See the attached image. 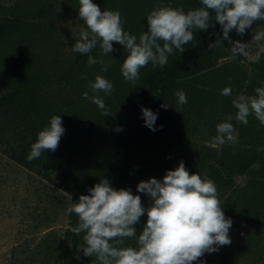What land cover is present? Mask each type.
Masks as SVG:
<instances>
[{"label": "rangeland", "instance_id": "1", "mask_svg": "<svg viewBox=\"0 0 264 264\" xmlns=\"http://www.w3.org/2000/svg\"><path fill=\"white\" fill-rule=\"evenodd\" d=\"M146 1L152 3H140V0H102L101 6L103 10H118L122 17L124 31L136 35L138 39L141 32L148 31L147 14L154 5L160 4L157 0ZM176 1L179 3L178 0ZM194 1L191 2L190 7L187 5L175 6V4L174 6L175 8L181 6L183 10L188 11L193 9L195 6L193 4L199 0ZM0 4H2L0 19L13 21L17 18L20 21V29L16 32L11 29L7 34L10 40L15 36L16 38H26V42H28L29 38L23 35L26 32L27 36L35 40V43L39 41L36 44L42 46L41 37L47 31L44 30L40 34H36L35 32L39 28L31 29L28 22L34 20L38 25L48 24L53 27V30H49L50 43L55 47L58 46V50L63 53L64 57L75 60L77 53L72 51V45L79 38L80 30L86 28L78 16V0H0ZM253 29L264 30V21L254 22L243 35L232 30L229 33L230 40L250 43ZM55 36L59 37V42L52 43L55 41ZM218 39L219 42H217ZM195 43L196 48L188 56L175 57L171 60L168 92H171L175 98L174 100L168 98L169 108L167 107L164 118L155 125L158 130H149L138 140L141 144L139 154L136 156L137 160L131 163L130 170L127 171L120 183H110V186L115 190L130 189L132 194L139 195L145 208L150 206L151 199L143 198L142 193L137 192L136 186L140 182V177L150 178L152 172L147 168L152 167L153 162L162 163L164 154L169 153L170 157H176L172 153L177 152L180 141L183 142L187 139H191V142L194 141L190 136L188 138L187 136H177L174 135V132L178 125L177 120L183 114L191 112L193 109L197 113L204 111L200 107L193 108L194 106H191L189 108L188 106L195 91L200 93L202 89L203 95L216 101L219 106L217 115L225 118L232 112L235 115L237 110L233 107L232 112L228 109L226 112L222 102L225 96L221 95V90L224 87H231V96L235 97L237 94H255L254 90L258 81L264 83V55H261L259 62H253L244 56H233L230 50L232 44L229 40L222 39L221 26L214 20V14L210 27L198 36ZM215 43L214 49L208 47L209 44ZM113 48L114 51L103 56L105 62L108 63L107 71H103L104 77L114 86V91L110 96H107L105 105L113 114L96 117L99 121H96L94 125L101 129L98 138L93 135L92 130L95 127H87L80 133V145L77 141L73 148V142L67 143V139L66 146H61L57 150L60 157L52 172L48 171V177L18 164L0 151V264H79L74 263L66 245L73 228V213L69 214L66 209L72 203L73 197L79 198L80 195L85 194L87 187L99 183V179L109 175L119 158L120 145L124 143L128 130L143 124L141 108L151 111L153 108L152 96L154 94H152L153 87L151 86L157 67L153 68L149 63L147 67L142 68L140 79L133 85L124 80L120 71L127 52L115 42H113ZM256 48L257 45H250L252 51H255ZM177 51L174 49V54ZM91 55L96 58L101 57L99 45L91 51ZM97 66L101 69L99 64ZM229 77L231 80L228 79ZM242 86L243 89H241ZM68 88L67 85L61 86L54 83L49 86L48 91L52 98L55 96L64 98V93H69ZM177 90L186 93V104H177V97L174 95ZM210 91L215 93L211 94ZM137 94L139 95L135 98ZM198 97L195 98V101L199 99ZM97 111L101 112L99 109ZM93 118L95 119V116ZM191 119L198 120L193 116ZM200 122L194 121V127H199ZM187 124L189 123L181 124V128ZM67 125L66 122L65 129ZM118 127L122 130L117 131ZM195 128L191 131L197 135ZM66 132L70 134L69 130ZM155 144L164 147L166 144V151L163 152L160 148L158 154L154 153L151 148ZM187 144L190 145V142ZM160 151L162 152L160 153ZM145 161L147 163H143ZM181 161L184 163V158ZM181 161L179 160V162ZM158 175H162V172ZM245 179V175L239 176L237 182L243 183ZM225 218L232 221L228 233L231 243L219 246L218 251L205 253L194 264H264V259L258 257L261 252L257 251L259 249L256 247L257 238L248 241L245 238L238 239L241 228H250L262 237H264V230L226 215ZM146 219V214L142 215L139 223L135 225L138 233L142 230ZM78 235V238L83 241L84 233ZM131 242L136 243L134 238H126L124 246H132Z\"/></svg>", "mask_w": 264, "mask_h": 264}, {"label": "clouds", "instance_id": "2", "mask_svg": "<svg viewBox=\"0 0 264 264\" xmlns=\"http://www.w3.org/2000/svg\"><path fill=\"white\" fill-rule=\"evenodd\" d=\"M78 3V16L86 28L80 30L72 51L87 55L88 66L99 64L103 72L108 68L103 56L114 51L113 42L118 43L127 52L121 74L133 85L140 79L141 69L149 63L153 68L163 69L174 49L182 53L184 45L193 41L194 29L210 27L213 14L221 26L222 39L232 44L233 56L259 62L264 55V43H261L264 30L253 29L250 43L231 41L229 36L232 30L243 35L254 22L264 21V0H200L201 7L188 11L156 4L146 17L148 31L141 32L138 39L124 31L118 10L102 11L93 0H78ZM252 44L257 45L255 51L250 49ZM97 45L101 57L88 55ZM215 46L216 43L208 45L210 49ZM87 88L89 91L82 93V98L95 104L101 115H112L100 93L110 96L113 84L96 75L94 81H88ZM254 91L255 95L237 94L231 100L237 110L235 115L228 114L224 122L218 123L216 135L206 143L212 146L236 143L238 133L230 123L233 120L246 126L248 117L254 116L264 126V86ZM231 94V87L221 90L222 96ZM174 95L178 105L187 103L184 91L177 90ZM141 113L144 126L151 131L158 130L157 114L143 107ZM64 131L61 117L52 116L49 125L38 132L27 160L38 159L45 151L55 152ZM136 190L151 198L149 207L145 208L140 196L132 194L130 189H113L105 178L88 189L89 195H80L77 202L70 203L66 212L78 218L77 226L71 230L76 234L84 233L78 250L85 257H95L98 264H193L205 253L218 251L219 246L231 243L228 233L232 221L225 218L215 183L207 176L189 174L182 161L174 170H167L162 179L140 181ZM145 214L146 223L138 234L134 225ZM126 238H134L136 247L124 246Z\"/></svg>", "mask_w": 264, "mask_h": 264}, {"label": "trees", "instance_id": "3", "mask_svg": "<svg viewBox=\"0 0 264 264\" xmlns=\"http://www.w3.org/2000/svg\"><path fill=\"white\" fill-rule=\"evenodd\" d=\"M101 1L93 0V3L97 4L103 11ZM178 1L180 4L176 0H157L160 4L173 5L174 8L178 5L190 7L191 2H195L194 0ZM143 2L152 3L140 0V3ZM135 4L138 3L135 2ZM193 5H195L193 9L202 6L200 0ZM28 23L31 29L39 28L35 32L36 34H40L44 30L47 31L41 37L42 46L36 44L39 41L35 43V40L27 36L26 32L23 35L29 38L28 42H26V38H16L15 36L10 40L7 34L11 29L14 32L18 31L20 21L17 18L13 21L0 19V151L18 164L48 177V171L52 172L58 163L57 160L60 156L57 150L61 146H66L67 139V143L73 142V148L77 141L80 145V133L87 127H95L92 130L93 135L96 138L100 136L99 131L101 129L94 124L99 121L96 117H99L101 112L97 111L99 108L90 100L83 99L82 93L89 91L87 88L88 81H94L96 75L104 77V72L97 64L89 67L86 63L87 55L77 53L75 60L64 57L63 53L58 50V46L55 44L57 46L55 47L50 43L49 30H53L50 25H38L34 20ZM203 31L194 29V39L189 44L184 45L185 50L182 53L177 51L169 56V63L163 69L157 67L151 86L153 87L152 94H154L152 96V112L157 114L155 125L164 118L167 112L168 98L170 100L175 98L171 92H168L171 60L175 57L188 56L196 48L195 40ZM54 39L55 41L52 43L59 42L58 36H55ZM259 82L257 87L264 86V83ZM54 83L61 86L67 85L69 93L65 92L64 98L57 96L52 98L48 88ZM202 92V89L200 93L195 91L188 106L189 108L191 106H194L193 108L200 107L204 111L197 113L193 109L191 112L183 114L177 120L178 125L174 132V135L177 136H187V138L190 136L194 141L191 142V139L180 141L177 152L172 153L176 157H170L168 153L164 154L162 163L153 162L152 167L147 168L152 172L150 178L162 179L167 170H174L177 167L176 163L184 158V165L189 174L198 173L202 178L207 176L215 183L224 215L264 230V126L260 125L254 116L248 117L246 126L233 120L230 123L233 124L238 133L236 143H226L219 146L206 143L212 136L216 135V125L224 122L225 118L217 115L218 103L203 95ZM210 93L214 94L215 92L210 91ZM145 94L148 93L145 92ZM100 96L104 98L105 102L107 101V96L104 93L101 92ZM197 96L199 99L195 101ZM232 96H225L222 99L226 112L227 109L232 112L231 100L234 98ZM228 99L230 100L227 101ZM163 104L167 107H164ZM231 114L234 116L233 112ZM54 115L61 117L63 128L65 123H68L67 128H64L65 132L60 138L57 150L55 152L45 151L40 158L29 162L27 156L30 153L31 145L37 141L38 132L49 125L50 118ZM191 116L198 118V120L191 119ZM194 121H201L199 127H194ZM187 122L189 124L181 128V124ZM194 128L197 135L191 131ZM68 130L70 134H67L66 131ZM147 131L149 128L144 126V121L143 124L128 130L124 143L120 145L119 158L109 175L105 177L109 183L122 181L127 171L130 170L131 163L137 160L136 156L139 154L141 144L138 140ZM186 142H190V145ZM192 147L193 149H191ZM160 148L163 152L166 151V144L165 147L155 144L151 149L158 154ZM169 152L171 153V151ZM70 159L72 158L70 157ZM160 172L162 175H158ZM242 175L246 177L244 182H237V177ZM148 179L140 177L139 180L147 181ZM93 186L87 187L83 195H89L88 189ZM142 195L143 198L151 199L144 193ZM77 201L78 197H73L72 203ZM72 218V224L75 227L78 224V218L74 213ZM78 237L79 235L71 230L66 242L74 263L97 264L95 258L85 257L82 251L78 250V245L83 244V241ZM241 238H245L246 241L257 238L256 247H259L257 251L261 252L258 257L264 259V237L254 230L244 227L239 230L238 239ZM130 244L136 247V243L131 242Z\"/></svg>", "mask_w": 264, "mask_h": 264}]
</instances>
